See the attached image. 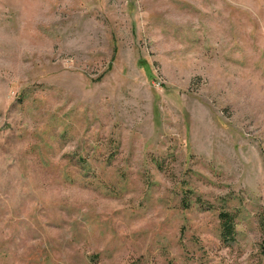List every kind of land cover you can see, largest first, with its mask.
<instances>
[{"label": "rangeland", "instance_id": "obj_1", "mask_svg": "<svg viewBox=\"0 0 264 264\" xmlns=\"http://www.w3.org/2000/svg\"><path fill=\"white\" fill-rule=\"evenodd\" d=\"M263 210L264 0H0V264H264Z\"/></svg>", "mask_w": 264, "mask_h": 264}, {"label": "trees", "instance_id": "obj_2", "mask_svg": "<svg viewBox=\"0 0 264 264\" xmlns=\"http://www.w3.org/2000/svg\"><path fill=\"white\" fill-rule=\"evenodd\" d=\"M182 203H184L185 208H187L190 202L189 200H187V198H184ZM196 203H200V206L204 207V202H202L199 197L196 199ZM207 209H211V207L208 205ZM218 219H219V228H220L219 230H220L221 241L226 243L234 241L236 236L235 214H232L229 211L222 210L218 213ZM260 226H261V232L264 237V210H263V214L260 217Z\"/></svg>", "mask_w": 264, "mask_h": 264}]
</instances>
